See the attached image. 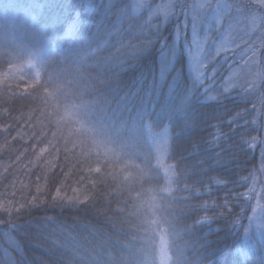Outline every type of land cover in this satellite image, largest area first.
Wrapping results in <instances>:
<instances>
[{
  "label": "trees",
  "instance_id": "obj_1",
  "mask_svg": "<svg viewBox=\"0 0 264 264\" xmlns=\"http://www.w3.org/2000/svg\"><path fill=\"white\" fill-rule=\"evenodd\" d=\"M5 2L12 7L4 9ZM127 2L0 0V264H79L72 256L85 252L102 258L100 264L118 256L143 264L152 228L132 229L127 213L136 204L148 216L144 202L162 181L151 160L123 149L122 142L144 123L171 132L176 192L163 201H169L172 217L174 264H264V243L255 249L248 245V239H255L248 206L254 207V198L232 199L253 187L252 176L264 184L260 118L244 112L253 106L243 102L244 90L210 83L212 65L207 81L196 82L186 46L177 40L181 18L161 24L149 20L146 11L128 8ZM69 28L73 33L64 36ZM85 33L95 41L93 48L99 45L94 56L82 50ZM147 40L151 45L135 53ZM163 41L175 45L166 72ZM80 57L83 62H77ZM109 57L117 59L105 63ZM37 72L42 82L51 75L60 86L48 106L20 99ZM108 81L118 84L110 88ZM253 99L259 112V101ZM68 108L87 127L99 130L81 132L65 117ZM237 112L243 119L229 126ZM254 118L256 125L250 123ZM100 129L111 132L112 140ZM142 137L135 136L140 152L147 148ZM252 137L257 146L250 148L245 142ZM100 140L111 142L112 154L104 153ZM45 147L48 151L41 154ZM222 147L227 151L222 153ZM84 150L91 152L87 159ZM96 166L101 173L88 171ZM125 177H130L127 185ZM244 177H249L246 183ZM85 196L90 198L81 203ZM226 198L231 212L222 207ZM21 204L19 213L3 210Z\"/></svg>",
  "mask_w": 264,
  "mask_h": 264
},
{
  "label": "rangeland",
  "instance_id": "obj_2",
  "mask_svg": "<svg viewBox=\"0 0 264 264\" xmlns=\"http://www.w3.org/2000/svg\"><path fill=\"white\" fill-rule=\"evenodd\" d=\"M176 2L177 0H128L127 3L130 4L128 8L132 7L131 9L138 12L146 11L149 20H156L161 24L172 19H182L181 29L177 32V40H182L186 46L191 71L198 84L205 83L209 78L212 85H220L230 91L235 88L243 90L240 85L245 80H255L257 84L260 83L259 75L264 74V48L260 47L259 37L264 33L259 31L258 26L261 21L258 18L255 21L251 15L245 18L236 12L235 7L228 10L216 7L217 4L234 5L238 0H209L212 8L199 9L206 15L204 18H197L198 23L194 32L192 21L197 13L191 6L205 3V0H179V3L185 6L183 8L174 7ZM217 12L219 15H216ZM143 22L145 23L147 20L143 18ZM142 26L146 27L149 24ZM155 27H157L156 24ZM250 44L256 46L255 57H252V52L249 50ZM217 51L220 52L218 56L216 55ZM197 59L202 62V65L197 64ZM209 65H212L214 69L207 78L206 70ZM197 68H199V73ZM64 110L65 117L72 119L80 127L81 132L94 133L99 130L97 127H87L81 116L76 119L77 116L72 108ZM141 126L142 128L133 129V132L136 133L134 136H143V143L148 149L142 148V153L136 149L133 151L138 156L151 160L149 161L150 167L156 171V175L162 181L159 191L149 193L144 202V209L149 214L148 216L152 219H159L160 223L158 226L151 227L153 236H150L146 242L145 257L142 262L143 264H174L171 239L175 235L169 227L172 217L168 208L169 201L166 204L163 201L164 197L171 200L176 192L177 170L175 165L169 161L171 132L168 128L159 131L151 129L149 123H144ZM100 141L102 142L100 147L104 153L112 154L111 142ZM262 181H264V177H262ZM253 186L255 192L251 194L255 205L257 200L264 205V184L258 180L254 182ZM153 213L155 214L153 215ZM262 219L264 218L261 216V209L257 208L251 216V228L255 238L248 239L251 249H255L259 242L264 243V228L258 227Z\"/></svg>",
  "mask_w": 264,
  "mask_h": 264
},
{
  "label": "snow or ice",
  "instance_id": "obj_3",
  "mask_svg": "<svg viewBox=\"0 0 264 264\" xmlns=\"http://www.w3.org/2000/svg\"><path fill=\"white\" fill-rule=\"evenodd\" d=\"M4 9H8L10 7H12V5L8 4L7 2H5L3 5ZM174 7L177 8H183L185 7L184 5H181L179 3V0H177L176 4L174 5ZM193 11H195L197 13L196 17L193 18V31L195 32V26L198 23V17L200 18H204L206 14L201 13L199 11V9H210L212 8V4L209 2V0H205V3H200V4H193L192 6ZM217 9H223V10H228L232 7H235L236 12L240 13L241 15L245 16V18H247L249 15L252 16L253 21H255L257 18L261 21L258 28L259 31H261L262 33H264V0H238L237 3H235L234 5H229V4H217ZM216 15H219V13L217 12ZM255 27V25H254ZM73 33V28H69L67 30L64 31V36H68L70 34ZM57 39L58 41L61 42V44L63 43V37H61L59 35V32L57 33ZM81 43L84 46L82 50H86L88 52V55L90 56H94L97 52V48L99 47V45H97V48H93L92 45L93 43H95V41H93L86 33L83 34L81 37ZM159 37H158V41H159ZM259 39L261 40V48H264V34H262ZM152 41L151 40H147L146 43L144 44L143 48H136L135 49V53H139V52H143L144 48L148 47L149 45H151ZM237 47H239V45H237ZM167 50V51H165ZM223 50V49H221ZM249 50L252 52V57H255L257 54V50H256V46L250 44L249 45ZM162 52V57H161V61H162V72H166L170 66H172V60L171 58L175 56V45L174 42L173 44H169L167 41H163V47L161 49ZM72 54V50H69V55ZM220 54L219 51L216 52V55L218 56ZM85 58L84 57H80L79 61L77 62H83ZM117 58L115 57H109L105 63H112L113 60H115ZM7 62V61H5ZM197 64L198 65H202V62L197 59ZM119 63L123 64L124 61H119ZM197 72L199 73V68H197ZM199 78V75L197 76V79ZM259 79H260V83L257 84L255 80L252 81H248L245 80V82L240 85V87L244 90L245 93V98H244V103L248 104L251 103L253 106L251 109H248L247 107H245L244 112L248 115V116H253V114L255 113L259 118H260V124L259 127H264V74H260L259 75ZM118 84V81H108L107 82V86L110 88H115ZM19 87V86H18ZM29 89H31V91H29ZM60 91V86L57 82V78L54 76H49L47 81L42 82V78H41V74L40 72H37L35 77L32 79V82L29 84H25L23 92L21 93L20 99H38L41 101V103H43L45 106H48V98H55L57 96V94ZM41 93H43V95H41ZM223 95V94H221ZM253 97H255L260 104V111L257 112V107H256V102L254 101ZM225 99H227V97H225ZM187 100V94L185 93V97L183 99H181L180 104L181 106H183L185 104ZM42 115H45V113H42ZM53 116L56 115V112L54 111L52 113ZM143 115L144 114H140V116L138 117L140 120H143ZM243 119V116L241 115L240 112L236 113V116L229 121V126H231V124L236 123V119ZM250 123L252 125H256L257 120L254 118L250 121ZM7 130V129H5ZM253 130H258L256 128H254ZM100 135L104 136L106 139L108 140H112V133L108 132L105 129H100L99 132ZM53 136H55V133L53 134ZM94 142V141H93ZM115 142V141H112ZM246 144H248V146L250 148L257 146V137H252L251 141H246ZM259 144L264 145V139H260L259 140ZM136 147V143H135V136L134 134L131 135L129 137V139L127 141H123L122 142V148L125 150H133ZM48 148H42L41 149V154L44 152H47ZM227 151V149H224L223 147L221 148V152H225ZM82 155H85V158L87 159L88 156L91 155V152L89 151H82ZM97 156L100 155L99 152L96 153ZM262 157H264V151H262ZM261 170L264 171V163H262L261 166ZM89 172H94V173H101L102 172V168L100 166H96V167H89L88 168ZM66 175H70V174H66ZM250 176H252V174H250ZM253 178V183L255 182V177L252 176ZM83 179V178H82ZM130 177H125L124 180L122 181V183H124L125 185L128 184ZM245 183L247 182V180L249 179V177H244L242 178ZM94 183V182H93ZM74 192L78 191L77 189H73ZM61 192V189L59 187H57L56 189V196L59 197ZM255 192V187H250L248 189V191L246 193H238L236 196L232 197V199H238L240 197H244V196H249L251 193ZM90 197L85 196L83 200H81V203H86L87 200ZM35 199V198H34ZM79 199V198H78ZM130 199H138L137 198H130ZM243 203H247L246 201H242ZM230 203V201L226 198L225 199V203L222 207H224L225 209H227L229 212H231V209L228 208V204ZM25 205L21 204L19 207L16 208H11L9 206H4L3 210L4 212L8 213L9 215H11L12 211H15L17 213H19L21 211V209L24 207ZM251 208V211L253 213L256 212L257 208L261 209V216L262 218H264V205H262L260 203L259 200H257L256 205L253 207L250 204L248 205ZM121 211H124V209H121ZM155 213H153L154 215ZM128 216V221L130 223V227L134 230H139L141 228H145L147 230V228H151L154 225L158 226L160 223L159 219H152L149 216L146 215H142L141 214V206H138L136 204L132 205V209L130 211H128L127 213ZM249 219H251V217H249ZM258 227L260 228H264V219L261 220V223L258 224ZM135 238V237H134ZM79 261V264H100V261L102 260V258L98 259L96 256H94L91 253H76L72 256V261ZM103 264H135V260L132 261H125L122 257H115L113 258H109L107 261H103Z\"/></svg>",
  "mask_w": 264,
  "mask_h": 264
}]
</instances>
